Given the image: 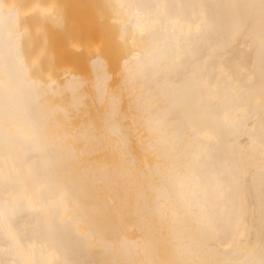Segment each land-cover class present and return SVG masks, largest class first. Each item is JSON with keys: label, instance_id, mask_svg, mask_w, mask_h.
<instances>
[{"label": "bare ground", "instance_id": "6f19581e", "mask_svg": "<svg viewBox=\"0 0 264 264\" xmlns=\"http://www.w3.org/2000/svg\"><path fill=\"white\" fill-rule=\"evenodd\" d=\"M0 264H264V0H0Z\"/></svg>", "mask_w": 264, "mask_h": 264}]
</instances>
